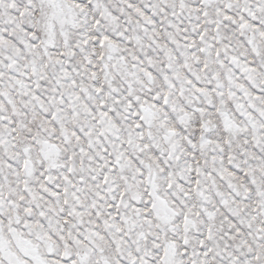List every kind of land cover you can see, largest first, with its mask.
<instances>
[{
  "label": "snow or ice",
  "instance_id": "obj_1",
  "mask_svg": "<svg viewBox=\"0 0 264 264\" xmlns=\"http://www.w3.org/2000/svg\"><path fill=\"white\" fill-rule=\"evenodd\" d=\"M0 264H264V0H0Z\"/></svg>",
  "mask_w": 264,
  "mask_h": 264
}]
</instances>
